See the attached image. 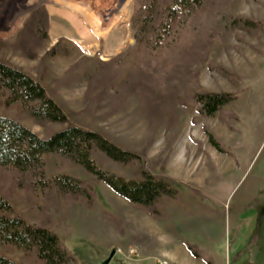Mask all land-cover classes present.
Here are the masks:
<instances>
[{
    "label": "rangeland",
    "instance_id": "obj_1",
    "mask_svg": "<svg viewBox=\"0 0 264 264\" xmlns=\"http://www.w3.org/2000/svg\"><path fill=\"white\" fill-rule=\"evenodd\" d=\"M40 6L50 15V38L38 58L30 59L14 43L26 18ZM141 6V0H0V58L41 81L74 122L145 152L150 168L181 186L180 200L167 201L164 216L153 217L83 167H66L46 155L49 178L69 172L94 183L96 208L69 203L58 193L57 209H50L42 192L36 194L33 208L21 189L14 191L12 202L37 225L44 215H52V229L79 264H101L114 248L117 253L110 264H159L161 260L167 264H264V30L260 28L258 36L235 30L226 42L214 45L208 62L195 64L201 84L212 91H239L230 75H225L228 71L244 78L238 99L216 116L202 114L198 104L180 106L176 125L163 121L154 126L138 94L129 97L118 113L105 116L110 95L88 106L85 78L96 70L98 59L108 60L134 43L131 24ZM229 6L237 14L264 22V0H231ZM57 42L58 49L47 53ZM84 56L77 73L85 78L58 83ZM132 64L128 61L122 67L123 77ZM0 115L15 117L39 135H48L45 127L21 117L15 105L0 107ZM210 134L228 152L214 145ZM93 156L105 170L132 177L131 165H121L98 150ZM103 211L114 214L121 226L104 219ZM188 243L202 256L188 251ZM182 244L188 248L184 254ZM132 247L139 254L133 258L128 257ZM0 252L34 264L19 247L0 242Z\"/></svg>",
    "mask_w": 264,
    "mask_h": 264
},
{
    "label": "trees",
    "instance_id": "obj_2",
    "mask_svg": "<svg viewBox=\"0 0 264 264\" xmlns=\"http://www.w3.org/2000/svg\"><path fill=\"white\" fill-rule=\"evenodd\" d=\"M140 12L132 21L134 43L108 59H98L96 70L85 77L77 72L86 57L80 58L58 83L87 81L88 106L99 103L105 94L111 105L105 116L118 113L134 94L141 98L144 111L156 126L163 121L178 123L180 106L198 104L204 115L216 116L238 99L244 90V78L226 72L238 86V92H216L200 82L195 64L209 61L210 50L217 42H226L235 30L258 36L264 22L234 12L231 0H141ZM50 15L45 6L30 13L17 33L14 43L23 56L36 59L38 51L50 38ZM57 42L47 53L53 54ZM133 64L123 77L126 62ZM123 69V70H122ZM17 106L21 117L31 118L45 127L43 137L12 116L0 115V242L19 247L34 259V264H79L74 252L52 229V215H41L40 225L31 223L12 202L15 190L25 191L26 200L35 207V196L42 192L48 208L58 206V193L69 203H81L94 210L98 191L94 183L64 172L49 178L45 156L63 166H81L97 181L106 183L133 206L153 217L165 214L167 201H178L182 188L170 176L158 174L149 167L146 153L120 145L101 131L74 122L70 114L50 95L32 74L0 58V107ZM225 120V117H222ZM61 125L60 129H52ZM211 142L228 152L210 134ZM101 151L121 165L133 167L132 177L105 170L94 158ZM102 217L121 226L108 211ZM195 256H202L188 243ZM0 264H23L0 252Z\"/></svg>",
    "mask_w": 264,
    "mask_h": 264
},
{
    "label": "water",
    "instance_id": "obj_3",
    "mask_svg": "<svg viewBox=\"0 0 264 264\" xmlns=\"http://www.w3.org/2000/svg\"><path fill=\"white\" fill-rule=\"evenodd\" d=\"M116 253H117V250L114 248L111 251L110 255L105 260H103L101 264H110L113 258L115 257Z\"/></svg>",
    "mask_w": 264,
    "mask_h": 264
},
{
    "label": "built area",
    "instance_id": "obj_4",
    "mask_svg": "<svg viewBox=\"0 0 264 264\" xmlns=\"http://www.w3.org/2000/svg\"><path fill=\"white\" fill-rule=\"evenodd\" d=\"M119 252H122V251H119ZM137 255H139L138 254V252L136 251V249L135 248H130V250H129V255H128V257H134V256H137ZM159 264H167V261L166 260H161L160 262H159Z\"/></svg>",
    "mask_w": 264,
    "mask_h": 264
},
{
    "label": "crops",
    "instance_id": "obj_5",
    "mask_svg": "<svg viewBox=\"0 0 264 264\" xmlns=\"http://www.w3.org/2000/svg\"><path fill=\"white\" fill-rule=\"evenodd\" d=\"M186 248H187V247H186L185 245L182 244V254H184L185 251H186V252L190 251L188 248H187V249H188V251H187Z\"/></svg>",
    "mask_w": 264,
    "mask_h": 264
}]
</instances>
